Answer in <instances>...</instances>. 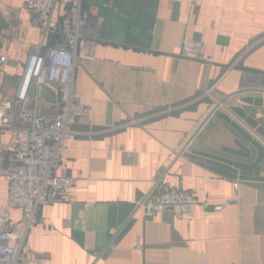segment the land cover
Returning <instances> with one entry per match:
<instances>
[{
	"label": "crops",
	"instance_id": "crops-1",
	"mask_svg": "<svg viewBox=\"0 0 264 264\" xmlns=\"http://www.w3.org/2000/svg\"><path fill=\"white\" fill-rule=\"evenodd\" d=\"M25 4L0 0L4 98L41 38L45 50L63 46ZM83 4L104 24L95 57L74 71V96L92 111L65 151L72 202L41 209L25 264H264V0ZM185 39L202 41L203 57H181ZM29 100L40 116L58 112L54 85H34ZM11 140L0 138L3 149ZM161 178L196 198L190 218L137 209ZM233 199L221 213L210 208Z\"/></svg>",
	"mask_w": 264,
	"mask_h": 264
},
{
	"label": "built area",
	"instance_id": "built-area-1",
	"mask_svg": "<svg viewBox=\"0 0 264 264\" xmlns=\"http://www.w3.org/2000/svg\"><path fill=\"white\" fill-rule=\"evenodd\" d=\"M83 3L84 0H26V10L36 23L58 33L63 46L45 50L41 38L29 51L17 90L9 98L0 95V138L12 135L6 149L0 143V177L7 186L6 203L0 206V264H25L26 239L36 226L44 224L41 209L72 202L74 179L65 151L68 142L77 136V120L92 111L91 105L80 103L74 96V71L78 59L95 57L104 24L103 17H88ZM57 6L61 8L60 21L50 26ZM180 56L203 57L202 41L185 39ZM4 61L1 57L0 63ZM44 84L58 89L59 109L51 116H40L29 108L31 88ZM162 180L154 183L137 209L145 216L169 213L179 219L190 218L196 198L189 191L166 186ZM237 205L238 200L233 199L210 208L221 213ZM14 210L20 212L17 222L11 218Z\"/></svg>",
	"mask_w": 264,
	"mask_h": 264
},
{
	"label": "trees",
	"instance_id": "trees-1",
	"mask_svg": "<svg viewBox=\"0 0 264 264\" xmlns=\"http://www.w3.org/2000/svg\"><path fill=\"white\" fill-rule=\"evenodd\" d=\"M86 2V0H84V3Z\"/></svg>",
	"mask_w": 264,
	"mask_h": 264
},
{
	"label": "water",
	"instance_id": "water-1",
	"mask_svg": "<svg viewBox=\"0 0 264 264\" xmlns=\"http://www.w3.org/2000/svg\"><path fill=\"white\" fill-rule=\"evenodd\" d=\"M197 134V133H196ZM194 138V137H193Z\"/></svg>",
	"mask_w": 264,
	"mask_h": 264
}]
</instances>
